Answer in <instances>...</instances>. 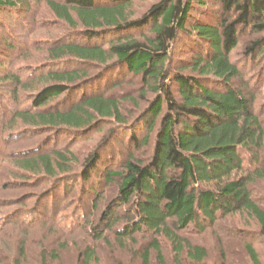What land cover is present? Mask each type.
Returning <instances> with one entry per match:
<instances>
[{
  "label": "rangeland",
  "instance_id": "rangeland-1",
  "mask_svg": "<svg viewBox=\"0 0 264 264\" xmlns=\"http://www.w3.org/2000/svg\"><path fill=\"white\" fill-rule=\"evenodd\" d=\"M156 1L132 0L127 8L130 19L142 17ZM207 2L205 8L191 10L187 29L197 19L218 18L219 3ZM148 28L145 25L90 40L81 33L80 25L72 28L56 17L47 0H19L14 7L0 8V264H143L142 253L147 250L148 264H160L150 248L153 238L160 243L164 264H175L172 244L163 235L141 230L130 238L118 239L116 231L125 226L133 212L130 205L117 206L120 179L106 175L121 171L129 156L142 162L148 160L162 114L154 119L149 143L141 145L140 140L146 134L145 111L156 93L141 75L124 67H112V60L99 65L69 56L52 59L49 54L51 48L67 42L108 48L111 42L128 36L140 38ZM254 37L249 28L240 27L238 45L229 54L239 75L231 82L247 96L264 130V54L254 57L245 52ZM209 53L203 40L178 33L165 62L167 80L176 98V73L196 76L215 89L223 88L213 78L200 77L189 68L194 56L207 57ZM50 71H77L81 79L40 109L67 110L84 97L103 95L119 101L124 124L104 118L86 128L38 127L22 122L15 112L36 111L31 105L32 97L47 82L44 79ZM54 151L72 155L67 170L55 177L26 172L19 166L25 158L43 153L53 156ZM93 153L100 159L85 179L82 170ZM241 155L242 172H253L258 165L245 151ZM259 160L264 166V148ZM248 189L251 198L264 209V179L255 178ZM176 233L191 245L205 248L203 264H254L247 244L264 264V238L257 222L247 213L219 215L201 232L188 225ZM180 262L199 264L188 259L185 250Z\"/></svg>",
  "mask_w": 264,
  "mask_h": 264
},
{
  "label": "trees",
  "instance_id": "trees-1",
  "mask_svg": "<svg viewBox=\"0 0 264 264\" xmlns=\"http://www.w3.org/2000/svg\"><path fill=\"white\" fill-rule=\"evenodd\" d=\"M18 1L0 0V8L14 7ZM207 1L157 0L142 17L130 19L127 8L132 0H47L56 17L72 28L80 25L81 33L90 40L149 25L148 32L140 38L128 36L111 42L108 48L67 42L51 48L49 54L52 59L69 56L99 65L112 60V67H124L141 75L156 93L145 111L146 134L140 140L141 145L149 143L154 119L162 114L148 160L142 162L129 156L121 171L106 175L120 179L117 206L130 205L133 212L125 226L116 231L118 239L130 238L141 230L163 235L172 244L175 264H181L184 250L188 259L199 264L206 257L204 247L191 245L176 231L192 225L201 232L214 224L219 215L247 213L257 222L264 238V209L251 198L248 189L255 178L264 179V166L259 160L264 130L247 96L232 85L239 69L229 58L238 45L240 27L249 28L256 35L245 46V52L254 57L264 54V0H212L220 5L218 18L197 19L187 29L191 10L205 8ZM179 32L207 43L209 55L194 56L189 68L200 77L213 78L222 89L209 87L196 76L176 73L173 80L178 98L173 95L165 62ZM78 79L81 75L77 71L48 72L44 79L47 82L32 97L31 105L36 111L20 109L15 115L38 127L86 128L103 118L124 124L119 101L103 95L84 97L67 110L40 109ZM241 151L258 165L253 172H242ZM52 154L25 158L19 166L26 172L55 177L67 170L72 155L60 151ZM99 157L93 153L86 159L82 170L85 179L90 177ZM150 248L157 261L164 264L157 238L151 240ZM246 248L253 263L260 264L254 248L250 244ZM84 255L87 261L89 252ZM148 261L147 250L142 253V262Z\"/></svg>",
  "mask_w": 264,
  "mask_h": 264
}]
</instances>
